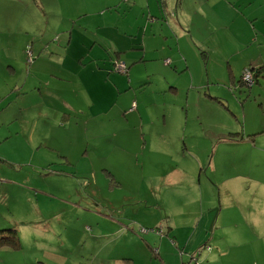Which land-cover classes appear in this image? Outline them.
I'll return each instance as SVG.
<instances>
[{
    "label": "rangeland",
    "instance_id": "1",
    "mask_svg": "<svg viewBox=\"0 0 264 264\" xmlns=\"http://www.w3.org/2000/svg\"><path fill=\"white\" fill-rule=\"evenodd\" d=\"M212 3L221 8L228 0ZM158 6L160 0H0V63L8 53L15 64L0 68V228H15L20 241L0 246V264H130L123 253H134L138 264H161L156 250L142 245L140 226L167 238L163 212L178 234L189 220L208 224L202 218L218 196L201 173L199 201L198 161L204 167L219 154L213 173L222 174L227 146L215 144L216 131L251 124L248 114L260 106L245 95L264 93V77L247 86L238 74L264 48H205L154 16ZM244 34L233 20L209 37L227 42ZM114 58L126 72L114 68ZM189 79L200 92L221 89L224 100L194 98L192 90L184 100L181 83ZM168 81L180 83L181 96L168 93ZM166 98L172 102L164 105ZM182 107L186 118L175 117ZM164 108L173 115L166 125L158 118ZM182 121L186 145L163 135ZM155 129L158 140L141 150V134ZM176 170L180 181H157ZM167 244L170 260L177 259L179 248ZM196 249V264H204L208 243Z\"/></svg>",
    "mask_w": 264,
    "mask_h": 264
},
{
    "label": "crops",
    "instance_id": "2",
    "mask_svg": "<svg viewBox=\"0 0 264 264\" xmlns=\"http://www.w3.org/2000/svg\"><path fill=\"white\" fill-rule=\"evenodd\" d=\"M204 2H211V4L208 7H203L200 0H160V6H158L157 11L154 9L153 12H155L154 16H161L167 23L173 22L182 31L185 29L192 38L196 36L199 39L197 44L205 48H264V13L259 12L264 7L263 2L259 0H228V3L221 8L215 6L212 0H204ZM246 7L256 8L258 14L245 13ZM161 10L163 14H161ZM170 10L174 11V14ZM257 19L259 20L258 22ZM233 20L245 28L243 36H238L227 42L209 37L212 29L224 28L229 21ZM202 24L205 29H203ZM172 54L174 53L172 52ZM116 56L118 55L116 54ZM176 57L185 67L184 57H182L183 60L178 56ZM114 59L117 60L116 58ZM163 62L167 63V58L164 57ZM248 63L254 65L252 70V73L255 72L253 84L260 83L259 79L264 77V55L260 53L257 59L243 64L242 70L244 67H249L245 66ZM14 65L13 59L6 53L5 59L0 63V68L3 70L7 68L13 69ZM173 67L175 68V66ZM241 71L238 74V81L243 83L240 78ZM128 74L130 76L131 71ZM228 76L229 81L234 84L233 73L228 72ZM149 81L150 79H148ZM174 82L168 81V93L181 96L182 86H185V92L182 93L184 100L190 96V90L194 91L195 94L192 95L194 98L200 99L204 97L207 100H224L221 98L222 90L219 88H210L208 86L203 92H200V89L194 86L192 79L181 83L182 86H180V83ZM128 83L131 84L130 79ZM155 86H157L156 83H154L153 87ZM249 91L245 95L246 98L250 101L257 100L256 106H260L258 110L254 109L248 114L251 124H241L232 128H219L216 133L220 134L216 138L215 134L212 136V133H210V138H215V144L225 143L227 146L225 150L226 158L221 163L222 174L213 173L214 167L219 161V154L213 152L204 167L198 161L197 183L199 185V201L201 202L202 198L201 173H203L204 179L212 186V191L215 194L217 193L218 196L217 204L215 202L213 211L202 218V221H207L208 224L205 227L203 225L199 226V220L196 222L189 220L187 221L186 231L178 234L173 228L175 222L163 212V216L158 221L162 223L161 227L164 229L162 233L167 238H157L152 233L153 231L142 232L144 233L142 234V245L150 244L151 252L154 249L156 250L153 254L158 257L161 264H190L191 254L195 253V249L203 242L208 243L209 249V252L204 254L202 260L204 264H264V93L249 95ZM203 94L205 96L199 97ZM169 101L171 99L166 98L164 105ZM179 110V114L175 115V117L186 118V108L182 107ZM169 111L164 108L158 115V118L165 125L167 124V118L173 117V115H168ZM135 112L138 113L139 110H127V113L134 114ZM185 129L184 121H182L178 131H169L167 129L163 135L166 137L171 136L173 139L177 138L186 145ZM156 132L157 129L148 135V133L143 131L140 136L143 143L141 150L145 149L147 144L156 143L158 140ZM162 144L165 146L164 143ZM241 150L244 151V154L240 153ZM138 152L135 150V153ZM248 152H252V156H247ZM164 155L167 156L168 153ZM181 176L182 173L178 170L172 174L162 172L157 181H180ZM201 216L202 213L199 219ZM167 241L174 246L175 251L176 248H179L177 259L170 260L173 249L167 244ZM181 243L183 247L180 246ZM197 251L199 249H196ZM199 253L200 251L197 252V255ZM188 254H190L189 257ZM135 256L134 253H123L120 259L130 264H138Z\"/></svg>",
    "mask_w": 264,
    "mask_h": 264
},
{
    "label": "built area",
    "instance_id": "3",
    "mask_svg": "<svg viewBox=\"0 0 264 264\" xmlns=\"http://www.w3.org/2000/svg\"><path fill=\"white\" fill-rule=\"evenodd\" d=\"M113 65H114V68H116L117 70L121 71V72H125L126 71V67L124 65L123 62H120V61H117V60H114L113 62ZM242 82L244 84H246L247 86H250L252 83H253V73L251 71V69H249V67H244L243 70L241 71V76H240ZM132 108V107H130ZM142 232H145V231H148V230H151V231H155L157 233H160V230L158 229H148V228H144V227H141L139 228ZM199 252V251H197ZM197 252L196 253H192L191 254V263L190 264H196L197 263ZM183 264H188V263H183Z\"/></svg>",
    "mask_w": 264,
    "mask_h": 264
},
{
    "label": "trees",
    "instance_id": "4",
    "mask_svg": "<svg viewBox=\"0 0 264 264\" xmlns=\"http://www.w3.org/2000/svg\"><path fill=\"white\" fill-rule=\"evenodd\" d=\"M249 69H251L252 71L254 68L253 66H249ZM253 75H255V72L253 73ZM5 244L13 247H16L20 244L15 228H0V246Z\"/></svg>",
    "mask_w": 264,
    "mask_h": 264
}]
</instances>
